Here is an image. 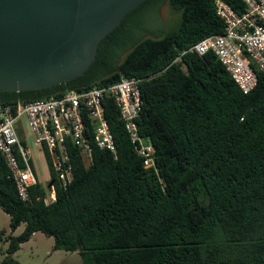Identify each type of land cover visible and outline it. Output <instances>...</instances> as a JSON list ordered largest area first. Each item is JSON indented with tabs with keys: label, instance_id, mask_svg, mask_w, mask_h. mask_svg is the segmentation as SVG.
Instances as JSON below:
<instances>
[{
	"label": "trees",
	"instance_id": "1",
	"mask_svg": "<svg viewBox=\"0 0 264 264\" xmlns=\"http://www.w3.org/2000/svg\"><path fill=\"white\" fill-rule=\"evenodd\" d=\"M224 1L245 10L242 0ZM215 3L169 0L182 13L180 25L132 43L128 13L82 75L47 88L0 91L4 105L141 79L138 125L156 160V167L144 165L109 95L104 108L116 151L94 144L86 165L70 143L75 177L57 187L55 202L38 199L47 193L42 184L31 188V202L23 201L0 155V208L13 231L25 225L10 235L5 263L18 264L14 253L41 231L55 249L79 251L83 264H264V73L256 70L257 86L246 93L211 51L174 62L184 49L224 32Z\"/></svg>",
	"mask_w": 264,
	"mask_h": 264
},
{
	"label": "built area",
	"instance_id": "2",
	"mask_svg": "<svg viewBox=\"0 0 264 264\" xmlns=\"http://www.w3.org/2000/svg\"><path fill=\"white\" fill-rule=\"evenodd\" d=\"M242 1L245 10L239 12L226 1L216 0L217 14L225 24L224 32L204 37L184 49L174 62H181L187 52L206 54L211 51L247 93L257 86L256 70L264 73V0ZM140 81L124 77L108 87L70 90L60 97L0 104V155L9 168L20 198L31 202V188L42 184L47 193L38 199L51 204L57 200L58 186L69 187L75 177L70 143L81 150L86 165L93 161L94 144L116 151L115 138L105 115L104 101L108 95L113 97L144 165L156 167L155 147L141 135L138 125L143 107ZM89 122L93 125L92 136ZM26 126L48 165L50 178L47 185L37 175L25 133ZM53 180L54 183L49 186Z\"/></svg>",
	"mask_w": 264,
	"mask_h": 264
},
{
	"label": "water",
	"instance_id": "3",
	"mask_svg": "<svg viewBox=\"0 0 264 264\" xmlns=\"http://www.w3.org/2000/svg\"><path fill=\"white\" fill-rule=\"evenodd\" d=\"M144 1L0 0V91L47 88L82 75L101 41Z\"/></svg>",
	"mask_w": 264,
	"mask_h": 264
},
{
	"label": "rangeland",
	"instance_id": "4",
	"mask_svg": "<svg viewBox=\"0 0 264 264\" xmlns=\"http://www.w3.org/2000/svg\"><path fill=\"white\" fill-rule=\"evenodd\" d=\"M182 20V13L174 10L169 0H146L131 11L126 18L128 43L155 33H166L177 28ZM124 56V55H123ZM27 141L39 180L47 185L50 173L43 153L35 145L34 136L28 126L25 127ZM10 215L0 208V264L8 256L10 235H19L25 228L22 224L15 231L10 225ZM53 237L38 231L32 238L21 244L13 257L18 264H83L79 251L55 249Z\"/></svg>",
	"mask_w": 264,
	"mask_h": 264
},
{
	"label": "flooded vegetation",
	"instance_id": "5",
	"mask_svg": "<svg viewBox=\"0 0 264 264\" xmlns=\"http://www.w3.org/2000/svg\"><path fill=\"white\" fill-rule=\"evenodd\" d=\"M132 11H133V10H132ZM113 37H114V36L110 37V38L108 39V41H106L105 46H107V45L109 44V42L112 40Z\"/></svg>",
	"mask_w": 264,
	"mask_h": 264
}]
</instances>
